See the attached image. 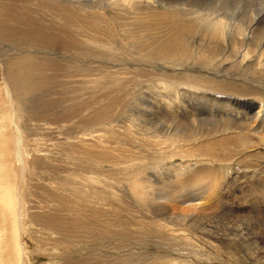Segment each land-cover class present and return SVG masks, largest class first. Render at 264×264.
<instances>
[{"label":"bare ground","instance_id":"1","mask_svg":"<svg viewBox=\"0 0 264 264\" xmlns=\"http://www.w3.org/2000/svg\"><path fill=\"white\" fill-rule=\"evenodd\" d=\"M227 1H229L227 4L230 5V0ZM39 3L50 8L53 19L64 22L68 27L74 28L79 35L88 37L91 41H97L96 44H100L104 48L113 47L112 45L121 31L117 34L116 30L119 26L115 28L102 27L99 22L118 23L124 15H127L128 18L130 15L132 19L144 21L153 20L156 15L159 18L168 19V26H155L154 24V26L147 28L149 34L160 28L162 35L158 40H152L149 45L142 46L139 50L149 59L155 60L154 64L159 65L160 71L157 72L158 80L157 77L154 78L159 82V85L150 87V93H146L140 100L146 102V105L143 104V106L146 107L144 113L148 118L161 115L163 118L177 120L179 125L175 130L169 129L165 132L153 125L136 127L133 130V127L137 126L134 123L137 118L133 116L132 110H129L130 118H127V122L123 117L125 122L120 119L122 115L124 116L126 105L122 99L129 92L107 99L106 104L103 105L104 108L95 107L87 115L85 114L87 109L80 107L81 104L77 99H74L76 102L68 103L63 108L62 120L54 122L51 117L60 114V112L50 109L44 104H34L35 94L44 86L43 79L39 80L38 78L42 74L44 75L45 69L52 64L33 56L30 51H27L28 53L22 60H6L0 56V70L4 81L3 87L0 84V264H24L22 261L24 252L20 246V222L23 217H26L28 222H30L29 220L33 221L36 216L34 210L38 207L31 201L26 202V208L25 205L21 206L20 200L14 192V187L18 175L22 173L28 195L32 191L36 180L33 168L37 159V151L33 148L34 137L45 129L57 132L56 126L59 130L63 129V134H66L65 131H71L73 126H80L81 124L87 127L97 126V128L86 132H79L77 141L64 140L66 151L70 152L65 166L70 167L74 164L72 147L79 144V146H83V149H86V152L91 153L90 161L91 164H94V167L90 166L89 169L87 165L82 166V168H85L87 172L95 173L96 177H87L85 179H87L88 185L79 181L83 187H78V189L71 187L63 190V193L69 195L70 198L75 193L76 198L81 203L87 204L89 202L91 204L89 207L93 208V213L99 216L98 223L101 228H103L104 216L117 209L120 218L129 220V214L135 212L129 205V198L136 203L138 211L141 208V211L147 215L141 217L153 223L154 228L161 232L163 239L173 244H177L176 240L179 239L185 240L187 243L194 242L197 245L202 243L198 239L199 237L205 239L201 236L197 237V234L188 230L192 227L190 222L193 217L201 219L210 217L213 219L214 216H218L224 222L229 221L228 217L234 219L230 213L226 214L216 210L210 214L202 209L210 202L205 198L207 192H215L219 186L218 179H214L219 173L217 166L214 165H217V162L223 163L224 160L214 155L203 157L205 154L200 153V147L218 136L232 134L231 132L228 133V130L232 128L235 132L245 130L257 135L260 128L257 125L251 127L249 120L260 119L259 115L263 116L261 124H264V84L251 78L254 82L257 81V85L251 87L249 85L251 82L247 84V82L241 81L245 86H250V91L247 90L248 93L241 92L240 96L248 97L251 95L255 97L256 101H259L258 106L260 108L255 113L256 104L249 101L242 103L238 100L239 97L227 94L239 93L228 90L232 87H229L230 85L238 84L237 78L227 76L229 79H222V77H226L225 71L237 73L241 70L246 73L252 71L255 75H259L260 80L264 79L263 12H254L252 16L240 18L235 8L223 7L211 0H45L39 1ZM27 9H29L27 0H0V38L5 35L12 38H23L21 40L30 49L36 45L46 49H55L57 46L68 47L74 44V40L61 36V34H66L64 31L51 26L31 29L29 26L22 28L20 25H2L3 17L4 20L11 17L13 22H18L21 25H26L28 22L43 23L39 20L31 21V13L27 12ZM176 19L179 21L177 22ZM198 35L203 38L198 39ZM14 45L15 51H20L16 48V44ZM22 53L25 54L26 52ZM13 56L18 57L19 54L13 53ZM93 84L97 87H103L106 81L100 79L94 81ZM183 86L194 91L219 89V93H216L222 96L213 97V103L216 107L220 104L226 107L231 106L230 108L238 105V108L242 109L247 116L242 117L235 113L233 117L229 118L231 116L229 111L219 113L218 110L211 109L213 117L210 118H200L196 116L197 114L192 115V113L191 116L181 117L179 110H185L187 105L184 100L187 93H185L186 89ZM173 88L176 91V97H174V93H169L170 89L173 90ZM135 92L132 93V101H137L138 94ZM224 93L228 96H224ZM158 96L162 97L166 104V112L171 116L165 115L161 111L162 107H158L161 102L158 103L159 105L156 103L158 106L154 103ZM105 97L99 96V98ZM230 98H236L234 99L236 102ZM240 100L242 99L240 98ZM214 114H221V116L217 117L218 115ZM214 118L216 120H213ZM62 121L63 123H61ZM200 125H205L208 128L196 134L195 131L199 130ZM171 134L174 135V138H167ZM205 134L207 136L196 139V135ZM125 136L134 142L142 140L141 137L148 140L162 139V144L168 142L166 139L173 142L171 146L163 147L160 150L152 147L154 143L157 144L158 140L146 143L143 148L134 146L133 151L130 152L132 158L128 172L129 187L121 186L118 181L113 182V177L110 175L115 170L111 166H116V163L108 161V154H113L115 151V147L109 146L110 139L117 140ZM183 138H188V141H182ZM258 138L263 139L260 135ZM137 148L142 149L140 156L136 152ZM23 155L24 159H22ZM180 158L183 159V162H179L181 163L179 167L174 161ZM20 162L21 168H19ZM103 164L109 165L103 166ZM206 164L211 166V170L216 169L217 172L206 190L201 189L202 186L198 185L202 181L195 179L191 182L196 185H190L194 197H190L189 201L183 200L181 195L175 191L170 192V196H167L169 191L166 188L171 186V182L169 183L171 177H167L166 173L174 170L183 172L188 165H193L191 170L200 168L202 171ZM182 176H185V173L179 174V178ZM69 177L73 180L75 178L81 180L78 175L73 174ZM89 180L93 181L90 182ZM200 192L203 193L204 197H201ZM209 196L211 197L210 194ZM180 199L183 200L180 203L185 207L182 212L173 213V215H180L179 217L182 218V222L178 223L182 225L181 228H174L158 218L163 216L165 212L160 214L157 212L158 210L155 212H151L152 209L147 211L149 205H157L156 209L166 208L169 202L180 201ZM87 224L90 223L87 222ZM68 225L69 230L65 232V230L43 224L64 238L66 236L68 246L73 248L79 228H77L75 219ZM109 225H113V223ZM211 227L206 224L200 229L201 234L207 233L209 234L207 237H210ZM125 237L124 235L122 239L128 240ZM122 245L124 249L129 246L128 244ZM117 248L122 251L121 247ZM122 254L124 257L121 254L118 256L125 260V264H129V252H127L128 256L124 252ZM113 259L114 255L105 254L98 264H108Z\"/></svg>","mask_w":264,"mask_h":264},{"label":"rangeland","instance_id":"2","mask_svg":"<svg viewBox=\"0 0 264 264\" xmlns=\"http://www.w3.org/2000/svg\"><path fill=\"white\" fill-rule=\"evenodd\" d=\"M39 1L45 0H27L29 9L26 11L31 13V21L39 20L43 21V23L33 24L28 22L26 25H21L18 22H13L11 17L5 20L3 17L2 25H20L22 28L29 26L31 29L51 26L64 31L66 34H61V36L70 38L75 42L68 47L57 46L55 49H46L36 45L30 49L23 43V38H12L6 35L0 38V56L3 59L22 60L28 53L27 51H30L33 56L52 64V66L45 69V74L38 78L39 80L43 79L44 86L35 94L34 104H44L46 107L60 112V114L51 117L54 122H58L62 120L61 112L63 108L68 103L76 102L74 99H77L82 105L80 107L87 109L85 112L87 115L95 107L104 108L105 106L103 105L106 104L105 101L107 99L129 92L122 99L126 105L124 116L122 115L120 119L127 122V118H130L129 110H132L133 116L137 118V121L134 122L137 126L133 127V130L136 127L141 128L153 125L165 132L169 129L175 130L178 127L179 123L175 119L163 118L161 115L148 118L144 113V108L146 107L143 106V104L146 105V102L145 100H140L146 93H150V87L159 85L157 72L160 71L158 69L159 65L154 64L155 60L149 59L147 55L139 50L142 46L149 45L152 40H158L162 35L160 28L152 31V34H149L147 28L154 26V24L155 26H168V19L166 21L164 17L159 18L156 15L153 20L144 21L142 19H132L130 15L129 18L124 15L118 23L99 22L102 27L115 28L119 26L116 30L117 34L121 31L114 41L113 47L104 48L100 44H96L97 41H91L88 37L79 35L74 28L68 27L64 22L53 19L50 8L40 4ZM211 1L218 5L221 4L220 6L223 7L235 8L240 18L252 16L254 12H263L262 15H264V0H230V5L227 4L229 2L227 0ZM176 21L178 22L179 20L176 19ZM201 25L203 26L204 24ZM262 25L263 30L264 20H262ZM197 38L202 39L203 37L199 36ZM13 44H16V48L20 51H15V45L13 46ZM13 53H17L19 56H13ZM229 72L225 71L226 77H222V79H229L227 76L237 78L238 84L230 85L229 87H232L228 90L239 93L227 94L239 97L238 100L242 103L244 101L253 102L257 106L255 107V113L258 112L260 108L258 106L259 101H256L255 97L251 95L242 97L240 93H248L247 90L250 91V86H245L243 84L244 81L247 84L251 82L249 85L255 87L257 81L254 82L251 78L259 80L263 84L264 79L260 80L259 75H255L252 71L247 73L242 70L237 73L231 71L232 74ZM100 79L106 81V84L103 87L95 86L93 82ZM0 84L2 87L4 86L1 70ZM240 84L243 85L240 86ZM183 88L186 89L185 93H187V95L185 94L186 97L183 95L187 105L185 110H179L181 117L191 116L192 113V115L197 114L196 116L200 118H210L213 117L211 109L218 110L219 113L229 111L228 113L231 114L229 118L233 117L235 113L238 116H247L242 109L238 108V105L233 106L234 108H230L231 106L226 107L223 104L216 107L213 103V97L222 96L217 94L219 89L212 88L213 91H209V89L194 91L186 86H183ZM134 91H136L135 94H138L136 97L138 102L131 100ZM169 93H174V97H176L174 88L173 90L170 89ZM227 94L224 93V96ZM99 96L106 97L99 98ZM230 99L234 100L236 98ZM162 101V97L158 96L154 103L158 104L161 102L159 103L160 105L158 104L159 106L156 105L162 107L161 111L165 115L171 116V114L166 112V104ZM234 101L236 102V100ZM214 115H218L217 117L221 116V114ZM259 117L260 119L249 120L251 127L257 125L260 128V132L257 135L248 133L245 130L235 132L234 128H232L228 130V133L231 132L232 134L218 136L200 147V153L205 154L203 157L214 155L224 160L223 163L217 162V165H214L217 166V172H219L214 177V179H218L219 186L215 192H207L205 198L208 201L210 200V202L202 209L210 214L216 210L226 214L230 213L234 219L228 217L229 221L224 222L218 216H214L213 219L210 217L205 219L193 217L190 222L192 227L188 230L197 234V237L205 238L201 239L199 237L198 239L202 243L197 245L194 242L187 243L185 240L179 239L176 240L177 244L164 240L161 232L154 228V224L141 217L147 215L144 211H141V208L138 211L136 203L130 198L129 205L132 206L135 212L129 214V220L120 218V213H118L119 210L117 209L104 216L103 228H101L98 223L99 216L93 213V208L89 207L91 206L89 202L87 204L81 203L76 198L75 193L71 198L63 193V190L71 187L74 189L83 187V185L79 184V181H82L84 185H88L87 179H85L87 177H96L95 173L87 172L85 168H82V166L87 165L89 169L90 166L94 167V164H91L90 161L91 158L89 156L91 153L86 152V149H83V146H79V144L72 147L74 164L70 167L65 166L70 152L66 151L64 140L77 141L79 132H86L97 128V126L87 127L84 124L73 126L71 131H65L66 134L62 133V128L60 130L57 129V126V132L47 129L42 130L44 132L40 131L34 137L33 146L37 151V159L33 168L36 174L35 186L28 195L22 178L23 174L20 172L21 174L18 175L14 187V192L18 200H20L21 206L25 205L26 208V202L31 201L32 204L38 207L34 210L36 211V216L33 221L29 220L30 222H28V219L23 217L20 222V246L24 252L22 256L23 263L98 264L105 254H112L114 259L108 264H125V260L118 255L121 254L124 257V254H122L124 252L128 256L127 252H129V264H264V124H261L263 116L259 115ZM213 120L216 119L214 118ZM207 124L209 125V123ZM208 127L200 125L199 130L195 131V133L199 134L207 130ZM217 134H220V132H217ZM259 135L263 139H259ZM181 136L184 137L183 134ZM204 136H207V134L196 135V139ZM167 138H174V135L171 134ZM141 139L137 142L127 136L117 140L110 139L109 146L115 147L114 153L108 154V161L116 163V166H111L115 170L110 175L113 177V182L118 181L121 186L129 187L130 177L128 172L130 159L132 158L130 152L133 151L134 146L143 148L146 143L158 140H148L142 137ZM161 140L159 139L157 144L154 143L152 147L160 150L173 144L168 139H166L168 142L162 144ZM182 141H188V138H183ZM136 152L140 156L142 149L137 148ZM22 159H24V155ZM174 162L179 166L181 164L179 162H183V159H176ZM107 165L109 164H103V166ZM182 165L184 166L185 164ZM210 167L206 164L204 165L205 169L203 168L200 171V168L191 170L193 165H188L183 172L174 170L166 173L167 177H171V180H169L171 186L166 188L169 191L167 196H170V192L175 191L181 195L183 200L189 201L190 197H194V193H191L190 185H196L191 182L195 179H200L202 182L198 185L202 186L201 189L206 190L210 186L212 177L217 173L216 169L211 170ZM19 168H21V162ZM184 173L185 176L179 178V174ZM73 174L78 175L81 180L79 178L74 180L70 178L69 176ZM89 181L92 182L93 180ZM200 194L201 197H204L203 193L200 192ZM182 199L169 202L166 208L156 209L157 205H149L151 208L149 209L148 206L147 211L152 209L151 212H155V210H158L157 212L160 214L165 212L163 216L161 215L158 218L174 228H181L182 225L178 223L182 222V218L179 217L180 215H173V213L182 212L185 207L180 203L183 201ZM68 216L70 217L67 218ZM74 219L79 229L77 230L78 235L75 239V245L73 242V248L68 246L65 235L64 238L62 235L43 226V224H47L67 232L69 230L68 223L70 224ZM87 222L90 224H87ZM110 223H113V225H109ZM206 224L212 226L210 237H207L209 235L207 233L201 234L200 229ZM63 226L65 227L63 228ZM124 235L126 236L125 239L128 240L122 239ZM122 244H128L129 246L124 249ZM117 247H121L122 251Z\"/></svg>","mask_w":264,"mask_h":264}]
</instances>
